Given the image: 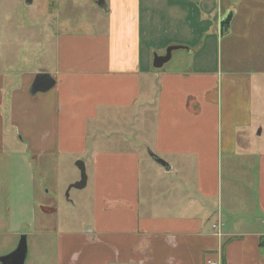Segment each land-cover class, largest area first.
<instances>
[{
  "label": "crops",
  "instance_id": "1",
  "mask_svg": "<svg viewBox=\"0 0 264 264\" xmlns=\"http://www.w3.org/2000/svg\"><path fill=\"white\" fill-rule=\"evenodd\" d=\"M105 1L102 31L36 39L33 61L0 29V257L24 237L23 264H264V0ZM189 12L211 39L184 69L150 65L165 26L189 42ZM37 72L51 86L29 96ZM76 160L88 221L54 217L77 178L53 169Z\"/></svg>",
  "mask_w": 264,
  "mask_h": 264
},
{
  "label": "rangeland",
  "instance_id": "2",
  "mask_svg": "<svg viewBox=\"0 0 264 264\" xmlns=\"http://www.w3.org/2000/svg\"><path fill=\"white\" fill-rule=\"evenodd\" d=\"M176 1L179 3L181 1L180 5H182L184 9H188L189 6H192L189 3L190 0H175L174 2ZM193 3L195 2L193 1ZM194 5L198 8L194 10L193 14L200 11L199 6L197 4ZM215 10L216 6L214 4L213 12H215ZM103 11L104 10L97 5V0H32L30 4H26V0H0V29L3 35L5 33L9 34L10 31H12L10 29L12 26V33L17 34V36L23 33V36L26 37L27 41L24 39L25 43L18 49V51L22 49V54L19 56L20 52L18 53L17 51V53L12 56L17 58L26 56L33 61V55L37 53L38 50L36 51L35 46L30 43L36 42L37 39L38 45L40 44L38 46L40 50H45L50 44L51 39H54L55 35L60 32H68L72 34L98 33L102 31V28L104 27L102 19V17H104ZM34 12H37L36 19H34ZM193 14L189 12V16L186 20V22H192L191 28L193 31L190 37L184 38V41L189 39L188 43L178 44L169 41V39L174 37L171 35L172 33L165 35L167 30L169 31L168 26H165V29L158 32V35H161L162 39H159V36H156V39H153L152 49L150 51V65L154 54L163 55L166 48L171 45L181 46V48L172 51L171 59L164 64V67L184 69L191 65L192 58L189 56L191 54L186 52V48L190 46L191 50L197 52L199 51L198 46L201 42L205 40L208 42L211 39V33H207L209 32L208 28L211 25V20H205L202 15L200 18L199 16L195 18ZM208 15L211 16V13H208ZM7 27L9 30L6 29ZM161 27L162 25L159 23V25L156 26L155 31H158ZM182 34H180V36ZM3 42L5 47H0V51H4L8 46L4 39ZM205 51H207L206 55H208L210 52L209 47H207ZM194 52L191 51L192 54ZM46 56L50 57L49 54ZM43 76L45 75H42L40 72L35 74L32 85L28 89L29 96H34L38 92H43L46 87L51 86L48 84L49 82L41 85L42 82L40 81H38V86L35 85L36 80ZM8 86L12 87L13 85ZM8 89L9 88H7V90ZM1 116L3 121L10 120V115L2 112V110ZM113 131L116 130L112 129L111 132ZM117 131H120L118 127ZM258 141V144L263 147L264 132ZM4 146L7 147L8 145L5 144ZM74 177L77 178L76 181L80 178V172L75 165V161H73L72 164L65 163L64 165H59L58 168L55 167L53 169L52 179L55 180L56 178L57 183L60 185H62L67 178ZM76 181L66 182L61 189L62 191L56 194L54 217L57 215H67L65 218H79L85 221L89 220L90 191L88 186L83 188H71L68 191V197L65 195L68 185ZM40 205L41 204L38 202V209L40 211L45 209L43 207L41 208ZM13 244H16V240H13L12 246ZM1 245L0 240V247ZM3 249L7 250L8 246L1 248L0 251ZM30 250L31 247L28 246V253Z\"/></svg>",
  "mask_w": 264,
  "mask_h": 264
},
{
  "label": "water",
  "instance_id": "3",
  "mask_svg": "<svg viewBox=\"0 0 264 264\" xmlns=\"http://www.w3.org/2000/svg\"><path fill=\"white\" fill-rule=\"evenodd\" d=\"M30 2H31V0H26V4H30ZM97 5L101 9H103L104 11L107 10V4H106L105 0H97ZM228 19H229L228 16L226 18H224L223 21H222V24L228 23ZM180 47L181 46L171 45V46H168L166 48L165 53L163 55L154 54L153 55V60H152L153 67L160 68L161 66H163L165 63H167L170 60L172 51L176 50V49H178ZM47 88H49V86L46 87L45 90ZM148 154L154 161H156L157 163L162 165L164 168L169 169V165L164 160L160 159L159 157H157L155 154H153L149 150H148ZM75 165L79 169L80 178L76 182H73L70 185H68V187L66 189V193H65L66 197H68V191L71 188H83L85 186V184H86L87 175H86V172H85V164H84V162L82 160H76L75 161ZM25 251H26L25 238L21 237V239L19 240L18 246H17L15 251L10 253L9 255L0 257V264H11L9 260L12 259V258H15V264H23V258H24V255H25Z\"/></svg>",
  "mask_w": 264,
  "mask_h": 264
},
{
  "label": "built area",
  "instance_id": "4",
  "mask_svg": "<svg viewBox=\"0 0 264 264\" xmlns=\"http://www.w3.org/2000/svg\"><path fill=\"white\" fill-rule=\"evenodd\" d=\"M206 264H217L215 261L208 260Z\"/></svg>",
  "mask_w": 264,
  "mask_h": 264
}]
</instances>
